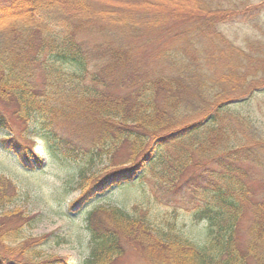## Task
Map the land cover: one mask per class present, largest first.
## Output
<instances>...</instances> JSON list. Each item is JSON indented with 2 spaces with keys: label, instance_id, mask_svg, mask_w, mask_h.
Here are the masks:
<instances>
[{
  "label": "trees",
  "instance_id": "16d2710c",
  "mask_svg": "<svg viewBox=\"0 0 264 264\" xmlns=\"http://www.w3.org/2000/svg\"><path fill=\"white\" fill-rule=\"evenodd\" d=\"M187 1L0 0V102L50 154L13 144L17 162L74 165L73 206L142 187L128 209L87 211L85 264L109 263L130 240L157 264H264V177L253 194L245 167L264 170V134L230 112L264 88V41L236 46L219 29L234 16L221 0ZM10 183L0 175V208ZM156 206L163 227L150 222ZM181 214L206 226L203 240L178 231Z\"/></svg>",
  "mask_w": 264,
  "mask_h": 264
},
{
  "label": "rangeland",
  "instance_id": "374dc122",
  "mask_svg": "<svg viewBox=\"0 0 264 264\" xmlns=\"http://www.w3.org/2000/svg\"><path fill=\"white\" fill-rule=\"evenodd\" d=\"M177 10L189 11L193 8L187 0H177ZM222 7L228 9L232 18L221 24V33L236 46L244 47L249 39L261 38L264 41V0H221ZM261 5L254 13L252 8ZM251 10V11H250ZM258 24L255 29L252 23ZM191 28L187 22L178 30L186 31ZM177 30V31H178ZM230 112L241 115L255 123L264 134V88L259 89L248 97H239L231 102ZM13 109L4 107L0 102V116L6 122V128L0 130V175L11 180L5 188L10 200L0 208V254L8 261L22 264H50L51 258L66 259L70 264H85L89 257V235L85 230V214L94 205L127 206L138 201L142 187L133 185L115 189L105 195V200L90 204L83 202L73 206V201L80 196L68 180L76 174V167L71 164L47 162L43 169L26 170L16 160L11 146L18 148L34 143L35 148L43 152L44 142L33 136L32 128L24 130L17 120ZM59 130L70 134L72 126L66 123L58 124ZM29 132V133H27ZM249 144H252L250 132L247 134ZM10 139V140H9ZM49 157V153L45 154ZM248 178L246 183L254 192L261 189L264 170L246 165ZM98 204V205H97ZM161 206L151 207L150 222L153 227H163L161 222L165 209ZM129 211V210H128ZM8 213H16L3 217ZM177 229L191 239L203 240L206 226L193 223L186 214H181L177 220ZM8 232V236L2 233ZM128 241V240H127ZM130 242V243H129ZM124 243L120 255L113 257L105 264H157L152 251L143 249L138 241Z\"/></svg>",
  "mask_w": 264,
  "mask_h": 264
}]
</instances>
